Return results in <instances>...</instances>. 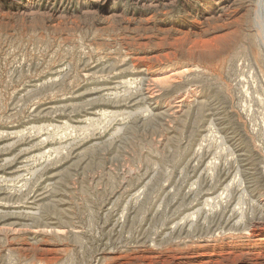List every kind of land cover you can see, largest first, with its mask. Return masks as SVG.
Segmentation results:
<instances>
[{
  "label": "rangeland",
  "instance_id": "obj_1",
  "mask_svg": "<svg viewBox=\"0 0 264 264\" xmlns=\"http://www.w3.org/2000/svg\"><path fill=\"white\" fill-rule=\"evenodd\" d=\"M259 2L0 0V264H264Z\"/></svg>",
  "mask_w": 264,
  "mask_h": 264
},
{
  "label": "bare ground",
  "instance_id": "obj_2",
  "mask_svg": "<svg viewBox=\"0 0 264 264\" xmlns=\"http://www.w3.org/2000/svg\"><path fill=\"white\" fill-rule=\"evenodd\" d=\"M260 11H259V13H260V16H259V19H258V27L260 28V25H261V27H262V34H263V24H264V0H260ZM263 38H264V36H263ZM153 97V96H152Z\"/></svg>",
  "mask_w": 264,
  "mask_h": 264
}]
</instances>
